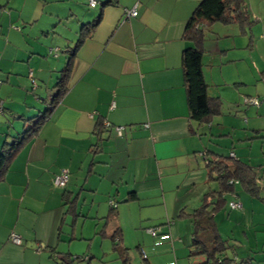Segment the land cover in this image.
Returning <instances> with one entry per match:
<instances>
[{
	"label": "crops",
	"instance_id": "1",
	"mask_svg": "<svg viewBox=\"0 0 264 264\" xmlns=\"http://www.w3.org/2000/svg\"><path fill=\"white\" fill-rule=\"evenodd\" d=\"M105 1L90 8L89 0H0V148L28 125L23 119L50 108L49 120L19 150L0 182V264H56L66 253L71 216L63 214L65 190L78 194V203L84 191L91 209L97 205L95 216L105 220L99 233L108 238L121 231L118 201L128 203L134 192L140 225L148 227L146 232L160 230L154 238L147 232L150 252L139 245L146 264L170 253V264H185L177 252L181 237L191 238L192 224L176 217L197 209L208 192L203 155L212 151L205 138H227L225 150L212 153L264 172V0H245L253 22L250 35H239L234 26L206 24L202 75L208 96L219 98L222 108L202 127L188 117L181 69V53L192 46L183 39L184 28L201 0H117L102 9L98 26L71 59L68 51L80 26L93 21ZM134 7L136 17L124 18ZM69 61L67 92L50 104L46 91H57L53 82ZM243 97L258 99L257 107L249 106L254 112L244 109ZM97 122L102 141L99 153L92 154ZM116 127L123 128L121 135ZM251 140L260 142L254 165L250 148L233 146ZM61 170L69 174L64 189L52 186ZM190 189L196 190L193 199L185 197ZM109 199L116 203L112 213ZM259 199L264 201L260 193ZM239 203L242 208L235 211L241 214L235 217L242 221L233 226L245 227L239 230L245 236L247 227L257 224L244 225L249 202ZM217 213L214 222L227 245L234 230L221 236ZM186 220L181 236L174 227ZM12 233L22 246L9 241Z\"/></svg>",
	"mask_w": 264,
	"mask_h": 264
},
{
	"label": "trees",
	"instance_id": "2",
	"mask_svg": "<svg viewBox=\"0 0 264 264\" xmlns=\"http://www.w3.org/2000/svg\"><path fill=\"white\" fill-rule=\"evenodd\" d=\"M116 3L117 0L105 1L100 7L97 17L93 21L80 26L74 47L68 51L71 59L74 57L78 48L91 37L95 28L98 26L102 15V9L107 6H114ZM213 22L224 27H236L241 36L250 35L253 24L247 12L245 0H201L187 20L183 32V39L190 42L192 46L184 49L181 53L183 87L185 90L188 117L200 127L209 124L215 116L220 114L222 108V101L219 98L208 96V86L204 82L202 75L201 45L205 36L206 24ZM69 67L70 61L60 71V75L56 79L53 87L57 91L50 104L59 103L66 94L70 71ZM1 110L2 105L0 111ZM49 116L50 108L49 110L46 108L42 112H38V114L32 118L23 119L22 116L19 117V119H23L29 126H25L22 132L18 133L9 141L3 142L0 148V182L4 180L13 158L25 143L37 134L41 126L49 120ZM101 126L102 123L97 122L94 128L96 141L90 148L92 154H97L100 151L99 147L102 141L100 138L102 131ZM262 132L260 138H264V131ZM204 156L206 160L207 180L209 182L214 181L217 184V189L215 191L209 190L205 193L203 195L202 204L197 209H194L191 213L181 211L176 217L177 220L188 219L192 224L188 259L195 256H203L204 263L202 264H252L253 260L251 258L236 261L234 258L229 257L225 240H222L218 234L214 222V215L228 206L229 197L237 198L239 192L251 198L259 199L260 186L257 183V175L250 166L243 162L235 161L232 158L218 156L209 151H206ZM61 171L56 175H59ZM56 175H54L53 178ZM67 175L68 178L65 185L55 188L64 189L66 187L69 180L68 172ZM62 197L64 201L63 206L65 208L63 214L71 216L69 225L73 227L76 217H78L77 203L79 195L65 190ZM136 199L135 193L130 192L124 202H132ZM108 205L112 213L116 208L115 201L109 199ZM61 221H63V218ZM110 240L113 250L118 251L124 264L127 263L128 257L126 249L121 248V231L119 229L115 230ZM22 245L23 241L20 246ZM139 254L142 257L143 252L140 249ZM76 259L77 257H72L68 253H63L61 257L59 256L56 259V264H74ZM144 261H146V258Z\"/></svg>",
	"mask_w": 264,
	"mask_h": 264
},
{
	"label": "rangeland",
	"instance_id": "3",
	"mask_svg": "<svg viewBox=\"0 0 264 264\" xmlns=\"http://www.w3.org/2000/svg\"><path fill=\"white\" fill-rule=\"evenodd\" d=\"M57 78L58 76L55 77V79ZM55 82L56 80L53 82V84H55ZM53 91V89L46 91V99H48V101H50L51 98H53L56 94V91ZM249 98L253 97H243L242 105L244 109L253 111V109L249 107L250 105L244 103V100ZM44 109H46V106L43 108V110ZM243 119L244 117H242L241 119L242 122ZM226 139L227 138L224 137H211V135H208L207 138H205V145L207 146V149L211 150L212 152H222L225 150L227 144ZM238 145H244L246 148L251 149L252 153L249 157H251L252 165H254L256 162V158H260V155L258 154V151L260 150V142L251 140L233 143L234 147H237ZM255 172L257 177H259V180H257V182L259 186L262 187V189L260 190V198L264 199V172H262V169L257 168ZM261 176L262 178L260 179ZM207 183L208 184H205V186H203L205 192L209 191V189H217V184L214 181L209 182L207 180ZM195 192V189H190L187 195H185V193L183 195H185L187 199L192 198V196L193 198H195ZM84 193V191L80 192V201L77 206L78 217H76V223L73 227V230L69 225H67V227L65 228L66 233H69L70 235L68 237H64V252L69 253L72 257H77V259L74 261V264H88V262L89 264H124L118 251L113 250L110 238L99 233L104 226L105 220L101 219L99 215L97 217L95 216V212L98 211L97 205H94V208L91 209L92 206L89 201L90 198L88 197L86 200L83 199L85 198ZM243 199H246V201L249 202L247 207L248 215L246 216L248 220L244 222V225L249 224V220H252L254 225L257 224L255 228L252 225L248 226L249 228L247 227V229L249 230L246 231L245 236L239 234V230H245V227H239L238 229L237 227L233 226V224L242 221V217H240L239 219H236L235 217V214H241L240 211H229L228 209L222 210L217 213V218L215 219V221L217 222L218 226H220L219 231L221 236L223 237H225L227 233L232 229L234 230V239L230 237V240L227 241L226 245L228 248L227 252L230 258H235V256L238 255L240 256L238 257V259H236L238 261L248 257L253 260L252 264H264V261H262L264 260V245H261L264 242V232H262L264 231V201L256 198H251L246 194L239 192V198L237 201L242 203ZM116 200H118V198H116ZM119 202L120 201H118V207H122L119 213V225L122 234L121 248L126 249L128 257V262L125 264H146V262L143 261V258L139 254V245L141 248H145L148 252H150V250L154 248L152 244V238L146 232V229L148 227L140 225L138 209L139 206L137 204L138 202H136V204L134 202L123 204ZM140 210H142V214L145 211L144 208H141ZM226 213L229 214L228 219L225 218ZM69 218L70 217L68 216V219ZM176 223L177 224L174 227V231L183 236V230L180 227L181 225H183L182 223H186L185 225H188V220H186L185 222L181 221ZM158 237H169V235L166 234L164 236H157V238ZM169 240L170 239H167V241ZM180 242L182 243L179 244L181 248H179V251L177 252L179 257L182 255V259L180 262H185V264L204 263L203 256H195L188 259L187 256L189 253L190 245V235H188V233L186 234V236H184V239L183 237H181ZM167 243L169 246H171V241ZM170 256H172L173 258L172 253H170ZM170 256L161 257L157 259L154 264H170V262L172 261Z\"/></svg>",
	"mask_w": 264,
	"mask_h": 264
},
{
	"label": "built area",
	"instance_id": "4",
	"mask_svg": "<svg viewBox=\"0 0 264 264\" xmlns=\"http://www.w3.org/2000/svg\"><path fill=\"white\" fill-rule=\"evenodd\" d=\"M96 4H97L96 0H89V2H88V6L90 8H94L96 6ZM136 15H137V12H136L135 7L131 10H125L124 11V18H129V17L134 18V17H136ZM244 103L248 104L250 106H255V107H257L259 105L258 99H255V98L245 99ZM0 108H1V105H0ZM144 127L147 128V125H144ZM114 130L118 135H121L123 128L122 127H116ZM230 156L233 157V154H230ZM67 178H68L67 171L62 170L59 175H56L53 178V186L54 187H63L67 181ZM228 206L230 209H233V210H241V208H242L241 204L237 201L229 202ZM147 232L151 235V237L154 238L158 233V229H148ZM9 241L15 245H18V246H20L22 243L20 237H18L17 235H15L13 233L10 234Z\"/></svg>",
	"mask_w": 264,
	"mask_h": 264
}]
</instances>
